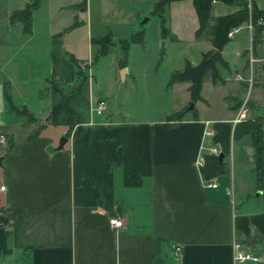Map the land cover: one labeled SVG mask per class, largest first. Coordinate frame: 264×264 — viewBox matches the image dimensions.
Masks as SVG:
<instances>
[{
	"label": "crops",
	"instance_id": "obj_1",
	"mask_svg": "<svg viewBox=\"0 0 264 264\" xmlns=\"http://www.w3.org/2000/svg\"><path fill=\"white\" fill-rule=\"evenodd\" d=\"M27 1L0 0V134L6 137L0 143V217L6 221L0 223V264H264V29L252 46L257 58L253 63L247 61L252 37L247 22L229 38L238 39L240 30L247 36L245 61L232 67L243 78L221 77L245 91L225 96L223 116L203 117L198 105L208 104L206 99L200 93L191 104L188 94L184 106L193 105L195 113L188 110L179 120L165 118L174 111L142 120L115 118L109 112L74 125L67 136L66 126L58 124L62 126L58 135L65 142L56 148V136L46 131L50 124L42 122L44 126L32 136L42 123L8 112L2 90L6 85L11 102L28 107L26 96L35 93L36 84L45 92L48 82L70 86L75 69L67 54L91 61L73 50L72 32L85 30L88 49H97L89 43L96 37L88 33L91 4L85 0L81 10L73 7L81 0H39L31 24L35 16V25L46 29L44 45L31 47L25 46L31 32L23 33L19 23L7 19ZM98 2L99 8L108 9L109 0ZM247 2L264 10V0ZM215 3L221 2L211 5ZM230 6L227 13L210 15L231 13L236 8ZM61 16L67 18L65 23L57 20ZM73 21L78 24L69 28ZM19 26L27 37L13 39L9 32ZM210 49L209 43L206 51ZM20 53L35 54L42 70L32 72L20 63L16 58ZM127 74L126 68L121 79ZM181 83L187 91V82L171 87ZM87 97L90 103L88 91ZM243 103L246 118L263 121L260 189L248 135L230 138L221 173L204 178L199 170L203 155H214L211 148H217L212 135H204L205 129H211L214 121L230 122ZM209 179L212 186L205 185ZM111 216L121 220L119 228L109 225ZM233 241L262 262L234 263ZM175 246L180 248L177 256Z\"/></svg>",
	"mask_w": 264,
	"mask_h": 264
},
{
	"label": "rangeland",
	"instance_id": "obj_2",
	"mask_svg": "<svg viewBox=\"0 0 264 264\" xmlns=\"http://www.w3.org/2000/svg\"><path fill=\"white\" fill-rule=\"evenodd\" d=\"M148 2L149 0H134L133 2L109 0L108 9L104 10L98 7V0H90V29L88 33L97 36L109 32L114 41L109 52L95 60L93 58L94 47L89 50L86 45L85 30L72 32L73 50L79 56L89 57L91 60V62L79 63V69L88 77V93L91 102L88 101V106L77 102L71 104L74 111L84 120L105 116L109 112L115 118L125 116L137 120L155 119L181 109V106L186 103L188 93L183 88L185 84L181 83L171 87L168 85L170 74L181 70L185 60L191 65L196 64L201 59V54L209 48V43L193 37L197 21L191 0L173 1L165 8L163 26L168 31L165 36L160 34L159 18L150 13L152 6H149ZM232 6L236 8L235 10L239 8L236 4H232ZM231 8L230 5L215 3L211 5L210 13L213 15L219 12L227 13ZM57 20L60 23H65L67 18L61 16ZM31 27V34L27 35L29 41L25 46L35 47L38 44L39 47H42L46 29L35 25V16ZM138 30L143 31V42L129 45L125 56L126 67L122 68H127L130 74L121 79V68L117 69L118 60L122 59L118 40L126 38ZM9 33L13 39L20 36L27 37L21 33L20 26L19 30L12 29ZM237 36L238 39L229 40L220 50L222 58L227 61L230 67V70H220V75H225L224 80H229L234 75L233 65L238 67L245 61L242 52L248 45L247 36L243 30H240ZM21 53L16 56L20 63L31 67L32 72L35 68L42 70L43 63L35 60V54ZM226 74L229 75L226 76ZM33 80L35 81V78ZM250 81L247 83L249 84ZM222 82L212 84L208 76L203 79L200 93L208 103L198 105L199 112L203 117L223 116L227 100L225 96L245 91V89L239 90L234 87L231 81ZM41 87L36 84L35 93L30 92L26 96L28 107L24 105L16 107L18 113L25 109L33 121L38 119L42 123L48 112V104L54 99L49 98L48 92L42 91ZM63 91L66 89L64 88ZM98 99L104 100L107 104V109L103 110L101 114H95L92 111L94 102ZM20 119L25 120L26 118ZM61 128L62 126L56 125L46 128V131L56 136L57 143L62 137V135H58Z\"/></svg>",
	"mask_w": 264,
	"mask_h": 264
},
{
	"label": "trees",
	"instance_id": "obj_3",
	"mask_svg": "<svg viewBox=\"0 0 264 264\" xmlns=\"http://www.w3.org/2000/svg\"><path fill=\"white\" fill-rule=\"evenodd\" d=\"M178 0H154L151 8V14L156 15L159 18L160 34L165 36L168 31L163 26V12L170 2ZM212 0H191L192 7L194 9L197 27L194 30V38H204L209 41L211 49L202 53L201 59L194 65H191L187 60L184 61L183 68L178 71H174L170 74L168 85L175 82H187V91L189 94V102L194 104L200 99V87L203 79L208 76L212 83L217 81L221 82L222 77L220 75L221 69H227L226 62L220 56V50L222 46L229 41L227 32L240 24L249 21L252 25V37L251 45L254 46L257 39V35L264 29L263 24H258V19H264V10H258L253 4L247 0H215L226 5L236 4L239 6L237 10L231 13L211 16L210 6ZM39 5V0H28L24 7L21 9L13 10L7 17L9 23H19L21 30L25 34L31 32V14L32 11ZM85 0H81L73 7H79L84 10ZM78 23L73 21L69 28L76 26ZM143 42V31L138 30L130 34L128 37L118 40V44L122 53V59L118 60L119 67L125 65V56L129 45L132 43ZM89 43L96 45L97 49L94 52V60L102 55H105L109 51V47L114 44L111 38V34L108 32L102 36L91 37ZM215 51L211 54L212 51ZM68 60L74 66V81L68 87H62L61 85L48 82V93L54 100L50 103L47 115L45 117V123L50 125L62 124L66 126L64 136H67L71 128L84 121L80 115L74 111L71 104L81 103L84 106H88V77L79 69V63L84 60L74 58L72 55L67 54ZM91 62V61H90ZM66 91H63V89ZM3 99L7 104V111L14 113L18 116H24L27 121H33L27 111L24 109L21 113H18L17 107L11 102V98L7 89V86H3L2 90ZM24 108V107H23ZM191 110L195 113V108L192 105L191 108L187 106L174 111L167 115V120H179L183 115ZM263 121L259 117L244 119L233 126L229 121H214L211 129L213 131L211 141L218 147L221 158L218 159L217 155H203L199 170L204 178H211L223 171L222 158L228 153L230 138L238 139L243 135H248L250 139V145L253 149L252 160L254 164L255 180L257 189L261 188L262 179V164H263V130L261 128ZM44 126V123L39 124L32 136H36L38 130ZM0 223L6 224L5 219L0 217Z\"/></svg>",
	"mask_w": 264,
	"mask_h": 264
},
{
	"label": "built area",
	"instance_id": "obj_4",
	"mask_svg": "<svg viewBox=\"0 0 264 264\" xmlns=\"http://www.w3.org/2000/svg\"><path fill=\"white\" fill-rule=\"evenodd\" d=\"M215 0H212L211 2H213ZM258 24H262L263 20L260 18L257 20ZM246 27L248 30H252V25L251 23L248 21L246 23ZM237 31V27H233L231 28L228 32H227V37H231L233 33H235ZM257 59L254 57L253 55V50H252V45L251 47L248 48V53H247V61L248 63H253L255 62ZM243 77L240 76V74L235 73L231 79L233 80H242ZM250 77L246 78V81H250ZM105 109V102L102 99H98L94 102V105L92 107V111L95 112V114H101V112ZM246 118V108L244 103L240 106L238 113L236 114V116L234 118H232L230 120L231 125H234L242 120H244ZM213 133L212 129H205L204 131V135L206 136H211ZM6 142V137L3 134H0V143H5ZM211 151L214 155H218L219 154V149L217 148H211ZM206 186H212L213 182L211 179L207 180L205 183ZM0 190H3V185H0ZM108 223L111 227L117 229L121 226V220L116 217V216H111L108 218ZM180 252V248L179 246H175L173 248V254L175 256H177ZM232 261L234 263H241L244 261H251L254 263H259L262 262V259L258 256L253 254L252 252L242 249L241 244L233 241L232 243V255H231Z\"/></svg>",
	"mask_w": 264,
	"mask_h": 264
},
{
	"label": "water",
	"instance_id": "obj_5",
	"mask_svg": "<svg viewBox=\"0 0 264 264\" xmlns=\"http://www.w3.org/2000/svg\"><path fill=\"white\" fill-rule=\"evenodd\" d=\"M214 52H215V51L213 50V51L211 52V54H213ZM124 71H125V69H124V68H121V70H120V75H121V77L123 76V72H124ZM64 142H65V137L62 136V137L59 139L56 148H60ZM217 157L220 159V158H221V154H218Z\"/></svg>",
	"mask_w": 264,
	"mask_h": 264
}]
</instances>
